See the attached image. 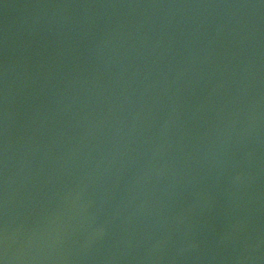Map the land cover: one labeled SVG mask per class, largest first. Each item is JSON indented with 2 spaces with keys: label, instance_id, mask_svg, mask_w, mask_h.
Here are the masks:
<instances>
[{
  "label": "water",
  "instance_id": "1",
  "mask_svg": "<svg viewBox=\"0 0 264 264\" xmlns=\"http://www.w3.org/2000/svg\"><path fill=\"white\" fill-rule=\"evenodd\" d=\"M0 264H264V0H0Z\"/></svg>",
  "mask_w": 264,
  "mask_h": 264
}]
</instances>
